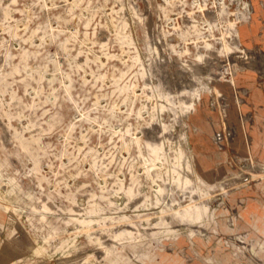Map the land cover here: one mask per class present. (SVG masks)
Here are the masks:
<instances>
[{
  "label": "rangeland",
  "instance_id": "374dc122",
  "mask_svg": "<svg viewBox=\"0 0 264 264\" xmlns=\"http://www.w3.org/2000/svg\"><path fill=\"white\" fill-rule=\"evenodd\" d=\"M248 9L251 19V0H0L10 264H264V220L248 216L264 206V161L234 157L206 180L190 142L192 104L264 65V50L235 41Z\"/></svg>",
  "mask_w": 264,
  "mask_h": 264
},
{
  "label": "crops",
  "instance_id": "0c3cea01",
  "mask_svg": "<svg viewBox=\"0 0 264 264\" xmlns=\"http://www.w3.org/2000/svg\"><path fill=\"white\" fill-rule=\"evenodd\" d=\"M251 2L254 16L241 25L242 45L260 52L264 50V0ZM222 85L224 102L214 105L213 97L206 95L190 116V142L197 172L206 180L212 178L222 162L232 164L234 157L253 156L264 161V65L243 68L232 84ZM249 215L254 220H264V206L252 203ZM0 264H10L1 239ZM158 264L184 262L172 256Z\"/></svg>",
  "mask_w": 264,
  "mask_h": 264
},
{
  "label": "bare ground",
  "instance_id": "6f19581e",
  "mask_svg": "<svg viewBox=\"0 0 264 264\" xmlns=\"http://www.w3.org/2000/svg\"><path fill=\"white\" fill-rule=\"evenodd\" d=\"M15 1V0H14ZM75 3V2H74ZM213 3H214V1H213ZM231 3V2H230ZM78 4V3H77ZM199 4V3H198ZM246 6H247V8H248V6L250 5V1L249 2H246ZM223 6V5H222ZM225 6V5H224ZM9 8V7H8ZM240 8V7H239ZM226 9V8H225ZM226 11V10H225ZM250 10L248 9V16L247 17H249V19H250V12H249ZM252 11V10H251ZM10 12V11H9ZM243 12V11H242ZM241 13V12H240ZM247 13V12H246ZM91 15V14H90ZM93 15V14H92ZM6 16V15H5ZM237 17V16H236ZM126 21V20H125ZM124 21V22H125ZM213 21H214V19H213ZM178 22V21H177ZM121 23V22H120ZM126 23V22H125ZM232 23V22H231ZM101 24V23H100ZM201 24V23H200ZM243 24V23H242ZM242 24H240L239 25V23L238 22H234L233 23V26H234V32H235V35H236V42L238 43V41H237V37L242 41V38H241V36H242V33H241V25ZM100 26V25H99ZM45 27V26H44ZM224 27V26H223ZM230 27H232V26H230ZM210 28V27H209ZM228 28V27H227ZM57 30V29H56ZM230 30V29H229ZM9 31V30H8ZM62 32V31H61ZM12 33V32H11ZM59 33V32H58ZM83 33V32H82ZM93 33V32H92ZM214 33V32H213ZM220 33V32H219ZM210 34H211V32H210ZM130 35V34H129ZM56 36V35H55ZM220 36V35H219ZM86 38V37H85ZM131 38V37H130ZM81 39H82V37H81ZM131 40V39H130ZM201 40H203V38L201 39ZM76 41V40H75ZM96 41V40H95ZM31 42V41H30ZM85 42V41H84ZM113 42V41H112ZM122 42V41H121ZM131 42V41H130ZM205 42V41H204ZM80 43H82V42H80ZM202 44V43H201ZM233 44V43H232ZM239 44V43H238ZM205 45V44H204ZM207 45V44H206ZM124 46V45H123ZM194 46V45H193ZM63 47V46H62ZM209 47V46H208ZM236 47V46H235ZM88 48V47H87ZM113 48V47H112ZM126 48V47H125ZM216 48V47H215ZM122 49V48H121ZM187 49V48H186ZM23 50V49H22ZM178 50H180V49H178ZM210 50V49H209ZM226 50V49H225ZM125 51V50H124ZM197 51V50H196ZM109 53V52H108ZM18 54V53H17ZM37 54V53H36ZM226 54V53H225ZM137 55V54H136ZM193 55V54H192ZM227 55V54H226ZM70 56V55H69ZM261 56H263V54L261 55ZM10 57V56H9ZM81 59V58H80ZM140 59V58H139ZM48 60V59H47ZM50 60V59H49ZM74 59H72V61H73ZM83 60V59H82ZM23 61V60H22ZM79 61V60H78ZM99 61V60H98ZM120 61V60H119ZM11 62V61H10ZM13 62V61H12ZM77 62V61H76ZM113 62V61H112ZM131 62V61H130ZM15 63V62H14ZM114 63V62H113ZM255 63H257V62H255ZM254 63V64H255ZM123 64V63H122ZM124 64H125V62H124ZM263 64H264V61H263ZM12 66V65H11ZM76 66V65H75ZM111 66V65H110ZM139 66V65H138ZM13 67V66H12ZM69 67V66H68ZM128 67V66H127ZM140 67V66H139ZM100 68H102V67H100ZM99 68V69H100ZM11 69V68H10ZM145 69V68H144ZM24 70V69H23ZM1 71V70H0ZM97 71V70H96ZM145 71H146V69H145ZM14 72V71H13ZM31 72V71H30ZM21 73V72H20ZM124 73V72H123ZM146 74V73H145ZM1 75V74H0ZM3 76V75H2ZM38 77H39V75H38ZM57 78V77H56ZM98 78V77H97ZM106 78V77H105ZM130 78V77H129ZM23 79V78H22ZM32 79H34V78H32ZM7 80V79H6ZM39 80V79H38ZM183 80V79H182ZM27 81V80H26ZM58 81V80H57ZM83 81H85V80H83ZM128 81V80H127ZM139 81V80H138ZM185 81V80H184ZM6 82V81H5ZM187 82V81H186ZM202 82V81H201ZM7 83V82H6ZM24 83V82H23ZM26 83V82H25ZM85 83V82H84ZM179 83V82H178ZM177 83V84H178ZM82 84V83H81ZM143 84H144V82H143ZM182 84V83H181ZM128 85V84H127ZM147 85V84H146ZM180 85V84H179ZM191 85V84H190ZM5 86V85H4ZM31 86V85H30ZM51 86V85H50ZM181 86V85H180ZM3 87V86H2ZM43 87V86H42ZM143 87V86H142ZM175 87V86H174ZM179 87V86H178ZM183 87H184V85H183ZM81 88V87H80ZM179 88H181V87H179ZM3 90H4V88H2ZM15 89V88H14ZM152 89V88H151ZM186 89V88H185ZM100 90V89H99ZM71 91V90H70ZM148 91V90H147ZM187 91V90H186ZM25 92V91H24ZM67 92V91H66ZM143 92V91H142ZM160 92V91H159ZM10 93V92H9ZM13 93V92H12ZM14 93H15V90H14ZM136 93V92H135ZM147 93H149V92H147ZM154 93V92H153ZM174 93V92H173ZM179 93V92H178ZM191 93H193V92H191ZM41 94V93H40ZM34 95V94H33ZM150 95V94H149ZM20 96V95H19ZM18 96V97H19ZM161 96V95H160ZM37 97H38V95H37ZM130 97V96H129ZM148 97V96H147ZM158 97V96H157ZM180 97V96H179ZM151 98V97H150ZM171 98V97H170ZM134 99V98H133ZM200 99H201V96H200ZM17 100V99H16ZM79 100V99H78ZM98 100V99H97ZM186 100V99H185ZM93 101V100H92ZM133 101V100H132ZM20 102V101H19ZM47 102V101H46ZM155 103V102H154ZM160 103H161V101H160ZM163 103V102H162ZM170 103V102H169ZM94 104V103H93ZM112 104V103H111ZM115 104V103H114ZM184 104V103H183ZM186 104V103H185ZM196 104L197 103H194V104H192V107H191V111L192 112H195V110H196ZM11 106H12V104H10ZM16 105V104H15ZM101 105V104H100ZM107 105V104H106ZM145 105V104H144ZM174 105V104H173ZM5 106H7V105H5ZM19 106V105H18ZM52 106V105H51ZM96 107V106H95ZM120 107V106H119ZM144 107V106H143ZM183 107V106H182ZM2 108V107H1ZM27 108V107H26ZM86 108V107H85ZM131 108V107H130ZM14 109V108H13ZM16 109H18V108H16ZM187 109V108H186ZM189 109V108H188ZM36 110V109H35ZM159 111V110H158ZM190 111V112H191ZM13 112H15V111H13ZM62 112V111H61ZM160 112H162V111H160ZM41 113V112H40ZM43 113V112H42ZM54 113V112H53ZM58 113H60V112H58ZM14 114V113H13ZM61 114V113H60ZM140 114V113H139ZM18 115V114H17ZM58 115V114H57ZM93 115H95V114H93ZM16 116V115H15ZM49 116V115H48ZM62 116V115H61ZM40 117H42V116H40ZM95 117V116H94ZM6 118V117H5ZM57 118H58V116H57ZM13 119V118H12ZM40 119V118H39ZM63 119V118H62ZM89 119V118H88ZM119 119V118H118ZM151 119V118H150ZM180 119V118H179ZM37 120V119H36ZM46 120V119H45ZM98 120V119H97ZM59 121V120H58ZM136 121V120H135ZM180 121V120H179ZM111 122V121H110ZM48 123V122H47ZM56 123V122H55ZM72 123V122H71ZM152 123V122H151ZM70 124V123H69ZM51 125V124H50ZM75 125V124H74ZM129 126V125H128ZM13 127V126H12ZM44 127V126H43ZM51 128V127H50ZM117 128V127H116ZM16 130V129H15ZM129 130V129H128ZM131 130V129H130ZM44 131V130H43ZM74 131V130H73ZM83 131V130H82ZM159 131V130H158ZM166 131V130H165ZM14 132V131H13ZM99 132V131H98ZM160 132V131H159ZM43 133V132H42ZM108 133V132H107ZM164 133V132H163ZM167 133V132H166ZM171 133V132H170ZM38 134V133H37ZM80 134H81V131H80ZM169 134V133H168ZM25 135V134H24ZM36 135V134H35ZM41 135V134H40ZM51 135V134H50ZM84 135V134H83ZM122 135V134H121ZM160 135V134H159ZM34 136V135H33ZM166 135H164V137H165ZM169 136V135H168ZM176 136V135H175ZM80 137V136H79ZM122 137V136H121ZM135 137V136H134ZM87 138V137H86ZM175 138V137H174ZM184 138V137H183ZM15 139H16V137H15ZM18 140V139H17ZM86 141V140H85ZM36 142V141H35ZM45 142H46V140H45ZM87 142V141H86ZM148 142H149V140H148ZM40 143H41V141H40ZM116 143V142H115ZM146 143V142H145ZM36 144V143H35ZM45 144V143H44ZM65 144H67V143H65ZM125 144V143H124ZM148 144V143H147ZM20 145V144H19ZM78 145V144H77ZM116 145V144H115ZM138 145V144H137ZM15 146H17L16 144H15ZM65 146V145H64ZM126 146V145H125ZM30 147V146H29ZM46 147V146H45ZM150 147V146H149ZM23 148V147H22ZM86 148H88V147H86ZM139 148V147H138ZM24 149V148H23ZM33 149V148H32ZM57 149V148H56ZM93 149V148H92ZM156 149V148H155ZM154 149V150H155ZM160 149H164V148H160ZM90 150V149H89ZM31 151V150H30ZM51 151V150H50ZM164 151V150H163ZM69 152V151H68ZM72 152V151H71ZM84 152V151H83ZM32 153H33V151H32ZM48 153H49V150H48ZM76 153H77V151H76ZM86 153H88V152H86ZM178 153V152H177ZM39 154V153H38ZM73 154V153H72ZM154 154V153H153ZM54 155V154H53ZM59 155V154H58ZM77 155V154H76ZM172 155V154H171ZM128 156V155H127ZM159 156V155H158ZM187 156V155H186ZM46 157V156H45ZM55 157V156H54ZM72 157V156H71ZM125 157V156H124ZM75 158V157H74ZM140 158V157H139ZM145 158V157H144ZM185 159V158H184ZM44 160V159H43ZM139 160V159H138ZM172 160V159H171ZM170 160V161H171ZM96 161V160H95ZM146 161V160H145ZM156 161V160H155ZM178 161V160H177ZM185 161V160H184ZM79 162V161H78ZM111 162H113V161H111ZM133 162H135V161H133ZM132 162V163H133ZM167 162V161H166ZM165 162V163H166ZM33 163V162H32ZM80 163V162H79ZM148 163V162H147ZM164 163V162H163ZM172 163V162H171ZM74 164V163H73ZM103 164V163H102ZM173 164V163H172ZM115 165V164H114ZM78 166V165H77ZM116 166V165H115ZM38 167V166H37ZM76 167V166H75ZM74 167V168H75ZM131 167V166H130ZM147 167V166H146ZM159 167V166H158ZM97 169V168H96ZM136 169V168H135ZM147 169H149V168H147ZM168 169V168H167ZM78 170V169H77ZM138 171V170H137ZM136 171V172H137ZM149 171V170H148ZM147 171V172H148ZM93 172V171H92ZM173 172V171H172ZM39 173V172H38ZM84 173V172H83ZM100 173V172H99ZM149 173V172H148ZM197 173V175H198V177L199 178H201L202 176L199 174V172H196ZM97 174V173H96ZM136 174V173H135ZM159 174V173H158ZM113 175V174H112ZM138 175V174H137ZM43 176V175H42ZM111 176V175H110ZM149 176H150V174H149ZM185 177V176H184ZM50 178H51V176H50ZM178 178V177H177ZM198 178V179H199ZM130 179V178H129ZM60 180V179H59ZM45 181V180H44ZM49 181H50V179H49ZM52 181V180H51ZM63 181V180H62ZM111 182V181H110ZM154 182V181H153ZM152 182V183H153ZM44 183V182H43ZM67 183V182H66ZM48 184V183H47ZM112 184V183H111ZM115 184H117V183H115ZM58 185V184H57ZM114 185V184H113ZM149 185V184H148ZM61 186V185H60ZM132 186V185H131ZM98 187H100V186H98ZM108 187V186H107ZM136 187V186H135ZM167 187H168V185H167ZM199 187V186H198ZM56 188V187H55ZM77 188V187H76ZM166 188V187H165ZM64 189V188H63ZM109 189V188H108ZM162 189V188H161ZM175 189V188H174ZM106 190H107V188H106ZM143 190H145V189H143ZM163 190V189H162ZM55 191V190H54ZM100 191V190H99ZM93 192V191H92ZM96 192V191H95ZM145 192V191H144ZM143 192V193H144ZM195 192V191H194ZM63 193H64V191H63ZM68 193V192H67ZM164 193V192H163ZM204 193V192H203ZM66 194V193H65ZM71 194V193H70ZM130 194V193H129ZM128 194V195H129ZM134 194H136V192L134 193ZM184 194V193H183ZM57 195V194H56ZM90 195V194H89ZM104 195H105V193H104ZM143 195V194H142ZM72 196V195H71ZM137 196V195H136ZM135 196V197H136ZM141 196V195H140ZM58 197V196H57ZM73 197V196H72ZM92 197V196H91ZM127 197V196H126ZM130 197V196H129ZM180 197V196H179ZM65 198V197H64ZM71 198V197H70ZM130 198H132V196L130 197ZM149 198V197H148ZM161 198V197H160ZM74 199V198H73ZM88 199V198H87ZM113 199H114V197H113ZM122 199V198H121ZM133 199V198H132ZM150 199V198H149ZM52 200V199H51ZM66 200V199H65ZM76 200V199H75ZM98 200V199H97ZM167 200V199H166ZM84 201V200H83ZM95 201V200H94ZM118 201V200H117ZM156 201V200H155ZM207 201V200H206ZM98 202V201H97ZM106 202V201H105ZM165 202V201H164ZM90 203V202H89ZM47 204V203H46ZM40 205V204H39ZM142 205V204H141ZM203 205V204H202ZM74 206V205H73ZM86 206H87V204H86ZM171 206V205H170ZM67 207V206H66ZM65 207V208H66ZM90 207V206H89ZM155 207V206H154ZM167 207V206H166ZM189 207V206H188ZM52 208V207H51ZM81 208V207H80ZM133 208V207H132ZM204 208H205V206H204ZM85 209V208H84ZM107 209V208H106ZM191 209V208H190ZM198 209H200V208H198ZM55 210V209H54ZM104 210V209H103ZM206 210V209H205ZM87 211V210H86ZM101 211V210H100ZM188 211H190V210H188ZM22 212V211H21ZM80 212V211H79ZM192 212V211H191ZM200 212V211H199ZM18 213V212H17ZM12 214V213H11ZM140 214V213H139ZM196 214V213H195ZM125 215V214H124ZM181 215V214H180ZM59 216V215H58ZM176 216H177V214H176ZM110 218V217H109ZM125 218V217H124ZM128 218V217H127ZM186 219V218H185ZM88 220V219H87ZM149 220V219H148ZM180 220V219H179ZM80 221V220H79ZM82 221V220H81ZM80 221V222H81ZM85 221V220H84ZM163 221V220H162ZM37 222H38V220H37ZM181 222H183V221H181ZM1 223V222H0ZM23 223V222H22ZM36 223V222H35ZM41 223V222H40ZM56 223H57V221H56ZM110 223V222H109ZM134 223V222H133ZM37 224V223H36ZM53 224V223H52ZM132 224V223H131ZM138 224V223H137ZM28 225V224H27ZM139 225V224H138ZM141 225V224H140ZM48 227V226H47ZM50 227V226H49ZM87 227V226H86ZM43 228V227H42ZM27 229V228H26ZM87 229V228H86ZM89 229V228H88ZM65 230V229H64ZM67 230V229H66ZM107 230V229H106ZM105 230V231H106ZM132 230V229H131ZM77 231V230H76ZM88 231V230H87ZM130 231V230H129ZM53 232V231H52ZM78 232V231H77ZM128 232V231H127ZM134 232V231H133ZM37 233V232H36ZM54 233V232H53ZM60 233V232H59ZM64 233V232H63ZM124 233V232H123ZM38 234V233H37ZM77 234V233H76ZM88 234V233H87ZM96 234V233H95ZM39 235V234H38ZM47 235V234H46ZM54 235V234H53ZM79 235V234H78ZM125 235V234H124ZM127 235V234H126ZM97 236V235H96ZM29 237H30V235H29ZM122 237V236H121ZM39 238V237H38ZM41 238V237H40ZM52 238V237H51ZM76 238H78V237H76ZM98 238V237H97ZM32 239V238H31ZM63 239V238H62ZM130 239V238H129ZM135 239V238H134ZM60 240V239H59ZM64 240V239H63ZM76 240V239H75ZM87 240V239H86ZM89 240V239H88ZM91 240V239H90ZM89 240V241H90ZM122 240V239H121ZM83 241V240H82ZM78 242V241H77ZM91 242H93V241H91ZM96 242V241H95ZM7 243H8V241H7ZM49 243V242H48ZM58 243V242H57ZM84 244H85V242H83ZM54 244V243H53ZM66 244H67V242H66ZM88 244V243H87ZM76 245V244H75ZM74 245V246H75ZM92 245V244H91ZM12 246V245H11ZM52 246V245H51ZM70 246V245H69ZM80 247H82L81 245H79ZM89 246V245H88ZM97 246V245H96ZM61 247V246H60ZM15 248V247H14ZM74 248V247H73ZM76 248H78V246L76 247ZM75 248V249H76ZM88 248V247H87ZM91 248V247H90ZM56 249V248H55ZM55 249H54V251H55ZM74 249V250H75ZM19 250V249H18ZM73 251V250H72ZM85 251V250H84ZM89 251V250H88ZM46 252V251H45ZM50 252H52V251H50ZM71 252V251H70ZM76 252V251H75ZM71 254V253H70ZM86 254V253H85ZM93 254V253H92ZM95 256V255H94ZM68 257V256H67ZM96 257V256H95ZM69 258V257H68ZM66 260H68L67 258H66ZM72 260V259H71ZM74 260V259H73ZM93 263H94V261H93Z\"/></svg>",
  "mask_w": 264,
  "mask_h": 264
},
{
  "label": "built area",
  "instance_id": "2783aa9c",
  "mask_svg": "<svg viewBox=\"0 0 264 264\" xmlns=\"http://www.w3.org/2000/svg\"><path fill=\"white\" fill-rule=\"evenodd\" d=\"M224 99H225V97H224V95L221 93V92H219L218 94H216V97L215 98H213V104L214 105H219L220 104V102H224ZM221 100V101H220ZM250 161H251V163L254 165V158H253V156H250ZM257 167V166H256ZM257 168H262V169H264V167H257Z\"/></svg>",
  "mask_w": 264,
  "mask_h": 264
}]
</instances>
